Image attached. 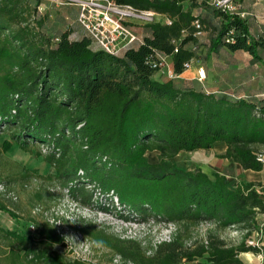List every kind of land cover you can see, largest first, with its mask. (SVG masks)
Masks as SVG:
<instances>
[{"label":"trees","instance_id":"obj_1","mask_svg":"<svg viewBox=\"0 0 264 264\" xmlns=\"http://www.w3.org/2000/svg\"><path fill=\"white\" fill-rule=\"evenodd\" d=\"M44 1L0 0V133L10 138L3 149L11 140L23 149L46 145L43 158L54 168L49 176L81 204L91 205L97 188L115 195L138 221L175 222L172 239L156 245L81 226L137 264H242L240 252L261 251L245 239L257 227V213L264 212L262 183L231 185L225 174L210 176L173 158L221 140L226 147L219 157L243 169L264 168L257 158L264 152V94L178 85L179 76L155 79L153 62L157 52L166 54L181 74L184 62L197 60L188 46L198 41L195 19L201 32L208 29L207 57L225 47L262 61L264 24L254 28L250 17L209 0H115L151 9L160 19L143 23L147 33L139 34L137 46L111 54L93 49L85 35L72 37L71 26L49 34L46 11L39 10ZM149 151L156 152L155 160ZM0 209L13 215L2 202ZM204 221L212 226L188 243L182 232ZM230 227L242 234L236 243L217 233ZM60 243L44 220L36 235L0 226V264H86L55 249Z\"/></svg>","mask_w":264,"mask_h":264},{"label":"rangeland","instance_id":"obj_2","mask_svg":"<svg viewBox=\"0 0 264 264\" xmlns=\"http://www.w3.org/2000/svg\"><path fill=\"white\" fill-rule=\"evenodd\" d=\"M209 1L212 4V0ZM237 2L240 3V8L245 12V16L253 17L249 19L253 22L254 28L264 24V21L261 20L264 17L251 15L256 5H258V9H261V7H264V3L261 4L255 0H237ZM77 7L75 3L45 0L42 10L43 12L46 11L44 27L47 32L49 34L59 33L68 26L77 29L75 27L77 24ZM194 11L197 13L198 9H194ZM131 24L140 35H144L147 31L141 21H134ZM197 35L198 41L195 44H188V46L195 49L197 60L186 69V77H181L180 80L176 81L178 85L184 83L185 85L202 87L207 90L216 89L217 91L235 93H248L242 90L245 85H260L264 89V60H251L248 53L243 51L230 52L225 47H222L217 54L207 57L208 29ZM199 70H203L204 73L201 79H198ZM5 140H10L9 134L7 132L0 133V181H5L8 188L17 195V198L13 200L0 195V202L6 204L13 212L12 215L0 209V226L36 235V231L29 232L27 226L31 221L36 223L37 226L43 221L41 215L32 211L35 206H41L43 210L56 209L66 223L76 222L89 230L93 228L102 229L109 235H111L109 232L124 234L139 239L143 245H147L152 240L167 233L163 225L153 221L136 224L119 218L122 214L127 213L122 209H114L109 205L110 212L105 214L100 211V204H95L91 208L74 202L65 189L55 187L53 184L54 177L49 175L53 174L54 168L44 160L45 150L43 147L31 144L30 149H23L11 140V146L8 149H3ZM147 156L150 160H155L156 152L149 151ZM173 159L181 167L188 169L200 168L210 176L214 173L210 169L209 163L206 162L207 159L203 150H183L178 152ZM247 174L250 175L251 172L245 171L242 176L246 177ZM227 178L231 185L234 184V177L231 173ZM202 227L200 225L191 227L187 231H183L182 234L187 239L197 238L203 234ZM256 231L258 232L257 235ZM217 233L227 243H236L242 237V234L233 230L232 227L218 229ZM86 235L93 238L89 234ZM252 237H259L260 240L264 239V226L256 227L252 232ZM102 246L105 252L101 255L98 264H109L108 255L113 249ZM54 248L60 249L59 246H54Z\"/></svg>","mask_w":264,"mask_h":264},{"label":"built area","instance_id":"obj_3","mask_svg":"<svg viewBox=\"0 0 264 264\" xmlns=\"http://www.w3.org/2000/svg\"><path fill=\"white\" fill-rule=\"evenodd\" d=\"M57 1L60 3H75L77 4V15L76 22L81 27L83 35L87 36L90 39V46L93 49H101L111 54H120L124 49L128 47L137 46L141 42L140 35L132 27V22L141 21L147 22L154 19H160L158 13L151 9H137L130 4H124L116 2L115 0H50ZM212 2L221 7L226 11H237L239 15L245 16V12L240 9V4L236 0H212ZM42 6L39 7V10H42ZM162 21L166 23H171V20L168 18H162ZM194 25L196 27V33L201 32V25L198 19L194 20ZM78 34L72 32V37L77 38ZM177 50V49H175ZM158 59L153 62V66L158 67V70H161L167 78L174 79L180 74H177L171 66V63L166 54L157 52ZM192 61L184 62V70L188 69ZM204 76L203 70H199V77L201 79ZM46 151L48 146L40 145ZM257 158L264 162V152H258ZM55 187L65 189L68 195V189L57 183H53ZM87 186H91L87 184ZM262 188H264V182H262ZM0 195L9 199H16L17 195L8 188V186L0 181ZM70 199L76 203L81 204L78 200H75L70 196ZM93 202L91 205H83L87 207H94L95 204H100L99 207L102 213H109L110 208L122 209V206L118 203L117 197L115 195H105L98 191L97 188L93 189ZM33 213L39 214L42 216L43 220L52 225L58 235L61 237V243L55 246H59V250L62 251L70 260H78L86 264H98L100 262L101 255L105 252L104 247L96 242L93 238L87 236L81 229L80 224L76 222L66 223L64 218L60 216L58 211L54 208L48 210H43L41 206H35L33 208ZM128 212V211H127ZM129 215V213H128ZM126 213L122 214L119 218L131 222V223H149L153 221L160 225H163L167 230V233L164 236H159V238L152 240L151 245H156L161 241H169L172 239L173 235L177 230V224L172 221H155L149 219L148 221H138L135 216L129 215ZM50 221H56L58 225L50 223ZM200 226H203L202 233L208 227L212 226L211 222H201ZM37 224L34 222H29L27 229L29 232L33 233L37 231ZM238 231L236 229H233ZM239 232V231H238ZM241 233V232H239ZM258 232L256 231V235ZM121 238H131L125 236L124 234H116ZM191 241L188 240V243ZM247 244L252 246H261L259 237H247L245 239ZM105 246V245H104ZM106 247V246H105ZM108 248V247H107ZM109 264H137L129 258L123 257L118 252L111 251L109 253ZM46 264H52L47 262ZM181 264H184L182 262Z\"/></svg>","mask_w":264,"mask_h":264},{"label":"crops","instance_id":"obj_4","mask_svg":"<svg viewBox=\"0 0 264 264\" xmlns=\"http://www.w3.org/2000/svg\"><path fill=\"white\" fill-rule=\"evenodd\" d=\"M256 2H260L261 4L264 3V0H255ZM259 3V4H260ZM240 4V3H239ZM258 5H256L251 12V15L264 17V7H261V9L257 8ZM248 17V16H247ZM251 17V16H250ZM253 18V17H251ZM264 21V19H261ZM77 23V22H76ZM256 23V22H255ZM72 27V26H71ZM75 27L77 29H73V32H75L78 35H83V31L81 27L76 24ZM147 31L145 32V34ZM249 55V54H248ZM250 58V55H249ZM186 69L179 75V78L186 77L185 76ZM153 78L165 80L167 77L161 70H157L153 74ZM207 90V89H205ZM242 90H245L248 93L251 94H264V89H262V86L257 85H248L244 86ZM207 91H217L216 89H211ZM239 91V90H237ZM235 93V92H234ZM239 95L243 94V92L239 93ZM261 98V97H260ZM262 101H264V98H261ZM226 144L225 142L221 140H216L212 143V145L208 149H197V150H203L205 151V156L209 164L210 169L213 170V172H219L222 174H225L226 177L229 176L231 173L234 177V183L238 181H264V168L261 170H252V169H243L237 162H235L232 158H226V157H219L218 154L222 153L225 150ZM193 151V150H192ZM245 171H250L251 174H247L246 177L242 176V173ZM257 220V227L264 226V212H259L256 215ZM259 225V226H258ZM5 228V227H4ZM20 232V231H18ZM24 233V232H22ZM27 234V233H26ZM260 244L262 246V250L259 252H253V251H242L239 253V257L242 261V264H264V239L260 240ZM22 250L20 251V253Z\"/></svg>","mask_w":264,"mask_h":264},{"label":"clouds","instance_id":"obj_5","mask_svg":"<svg viewBox=\"0 0 264 264\" xmlns=\"http://www.w3.org/2000/svg\"><path fill=\"white\" fill-rule=\"evenodd\" d=\"M50 223H53L55 225H58V223L56 221H50Z\"/></svg>","mask_w":264,"mask_h":264}]
</instances>
